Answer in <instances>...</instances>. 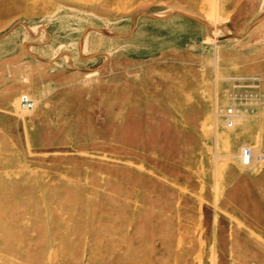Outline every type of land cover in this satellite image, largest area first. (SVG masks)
Instances as JSON below:
<instances>
[{
  "label": "rangeland",
  "instance_id": "obj_1",
  "mask_svg": "<svg viewBox=\"0 0 264 264\" xmlns=\"http://www.w3.org/2000/svg\"><path fill=\"white\" fill-rule=\"evenodd\" d=\"M260 154L264 0H0V264H264Z\"/></svg>",
  "mask_w": 264,
  "mask_h": 264
},
{
  "label": "built area",
  "instance_id": "obj_2",
  "mask_svg": "<svg viewBox=\"0 0 264 264\" xmlns=\"http://www.w3.org/2000/svg\"><path fill=\"white\" fill-rule=\"evenodd\" d=\"M19 105L23 111L31 112L34 110L36 103L32 97H30L28 94L24 93V94L20 95ZM226 115L228 117L227 122H226L227 126L229 128H234L236 125L237 112L234 109L230 108V109L226 110ZM243 159H244L243 165L250 166L253 164L255 159L253 157V151L251 148H244ZM258 159H259L258 160L259 163H263L264 162V155L260 154L258 156Z\"/></svg>",
  "mask_w": 264,
  "mask_h": 264
},
{
  "label": "bare ground",
  "instance_id": "obj_3",
  "mask_svg": "<svg viewBox=\"0 0 264 264\" xmlns=\"http://www.w3.org/2000/svg\"><path fill=\"white\" fill-rule=\"evenodd\" d=\"M253 157H254V156H253ZM242 161H243V163H244L243 154H242Z\"/></svg>",
  "mask_w": 264,
  "mask_h": 264
}]
</instances>
